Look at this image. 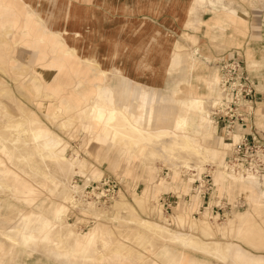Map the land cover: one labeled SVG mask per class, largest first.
Listing matches in <instances>:
<instances>
[{"label": "rangeland", "instance_id": "1", "mask_svg": "<svg viewBox=\"0 0 264 264\" xmlns=\"http://www.w3.org/2000/svg\"><path fill=\"white\" fill-rule=\"evenodd\" d=\"M152 1L0 0V264H264V0ZM146 57L152 69L137 71ZM229 58L254 92L247 155L215 141L217 63ZM124 84L131 107L141 91L156 95L153 131L187 137L199 165L152 162L135 140L107 135ZM19 120L29 124L17 131ZM30 129L60 141L67 162L41 160Z\"/></svg>", "mask_w": 264, "mask_h": 264}, {"label": "bare ground", "instance_id": "2", "mask_svg": "<svg viewBox=\"0 0 264 264\" xmlns=\"http://www.w3.org/2000/svg\"><path fill=\"white\" fill-rule=\"evenodd\" d=\"M219 80H220V75L217 80V88H218ZM116 95H117L116 97L117 100L115 99V104H114V107H116L114 110L115 112L110 114L109 118L106 119L104 123L106 124L107 135H109L113 139L122 138L127 141L129 139L135 140V145L133 146V150H135L136 153L140 154L142 157H145L152 162L155 161L159 162L160 160L169 163L173 166H179V165L181 166L191 161L196 162V164L197 162L200 161L199 159H201V157L197 158V155L194 152V148L190 144L187 137L185 136L178 137L175 133H173V131H163V132L160 130L153 131L154 129L152 127H157L159 125L157 119L159 118L160 121V118H163L162 114L164 113V109L160 105H159L160 107L157 109L156 105H158L159 102L156 95H154L153 93L149 94L146 91H141L140 95H138L137 98L135 97L136 105L133 107L136 108L134 115L133 113H131L134 108L131 107L130 103H128V100L130 99L128 89H126L125 86L123 85L122 88H120V90L116 93ZM219 99H220V89H219V97L215 100L214 105H216ZM192 102L193 103H191L190 105L197 104L198 101L193 100ZM126 107H128V109L130 110L131 117L134 118L133 122L132 120L130 122L129 116L124 113V108ZM154 115L158 116L157 119L154 118ZM102 120H103L102 115L99 114L97 116L98 123H101ZM27 123L29 124L27 120L25 122L23 120H19L12 126L18 131V129L24 128L25 125H28ZM179 126L180 125H178V127ZM30 131L32 133V141H34L35 144V151L33 152H36L37 156L40 157L41 160L55 159L62 162H67V159L64 156L60 155L58 152H55L53 149H51V147H49L47 141V132H45L44 130H40V131L38 130L34 132V130L31 129ZM18 144L20 145V142H18ZM27 156L31 158V154H28ZM27 156L25 157L21 156L16 158L17 160H19V162L20 161L24 162L26 161ZM223 166H225V164H223L222 167ZM0 186L5 187V185L2 183H0ZM117 204L122 205V203H117ZM142 227L145 226H143L142 224ZM193 227H198L195 221L191 223V228ZM207 227H208V223L204 220L202 223H200L198 228L201 231L202 230L204 231L205 228ZM155 232H159L162 235L165 232V229L162 227L156 228ZM172 234H171V240L175 241L176 243L182 242L183 245L187 242L191 244H195V241L190 240L188 236L187 238L183 239L180 237V235L178 236L176 233L175 234L172 233ZM201 247L202 249L204 248L208 252L216 251L215 247L212 244H203V246ZM230 248L223 247L220 251L224 254L226 252H229Z\"/></svg>", "mask_w": 264, "mask_h": 264}, {"label": "built area", "instance_id": "3", "mask_svg": "<svg viewBox=\"0 0 264 264\" xmlns=\"http://www.w3.org/2000/svg\"><path fill=\"white\" fill-rule=\"evenodd\" d=\"M220 80L218 88L220 89V99L213 110V120L216 126L220 127V133L223 140H229L228 151L232 154L252 153L254 144L251 145L247 132H250L252 126L250 115L253 108L252 89L248 84L251 83L249 73L246 72L243 64L235 58L221 59L217 63ZM255 91V90H254ZM239 133L235 139L234 133ZM231 164V163H230ZM225 163V166H230ZM261 177L258 174H248L247 177ZM91 192L95 193L93 187ZM96 199H101L100 195H95Z\"/></svg>", "mask_w": 264, "mask_h": 264}, {"label": "crops", "instance_id": "4", "mask_svg": "<svg viewBox=\"0 0 264 264\" xmlns=\"http://www.w3.org/2000/svg\"><path fill=\"white\" fill-rule=\"evenodd\" d=\"M154 4H153V6L154 5H156V6H159V5H161L162 3H163V1L162 0H153L152 1ZM150 3V2H149ZM152 3H150V5H151ZM139 5L144 9V10H149V11H153L152 9H155L156 10V8H152L149 4L147 5V6H143L142 5V3H141V1H140V3H139ZM152 9H151V8ZM154 12V11H153ZM129 49H131L130 47L128 48V47H126V46H123V47H121V48H119L118 47V50H117V52L115 53V58L116 59H118V58H121V57H123L124 56V54L126 53V51L127 50H129ZM137 50V49H136ZM131 52V51H130ZM165 58H167L166 59V63H170L172 66H176V65H179L180 63H181V61H183V58L182 57H179L178 55H176L175 57H173V58H171V57H165ZM178 60V61H177ZM137 71L139 70V71H149L150 69H152V66H151V64L149 63V59H148V57H146V60L145 61H142V62H140V63H137L136 64V66L134 67ZM122 83V82H121ZM124 86H125V88L126 89H128V91H129V94H131V88L129 87V86H127L126 84H124ZM140 93L141 92H139L138 93V95H140ZM154 94V93H153ZM157 106V105H156ZM96 121H97V116H96ZM222 141V138H215V141H219V143H221V141ZM47 141H48V145H49V147H51V149H53L55 152H56V148L55 147H57V145H59L60 144V141H58L57 140V142H54V141H51V140H49V138H48V134H47ZM53 144V145H52ZM54 147V148H53ZM264 213V212H263ZM263 221H264V219H262ZM60 232H56V233H54V243H55V247L56 248H60V246L62 245V240L61 239H58V237H60ZM90 235V234H89ZM89 235H87L86 237H84V238H81V239H79L78 240V242H77V248H76V251L77 252H82V251H85V252H88L89 251V247L93 244V242H94V240L96 239V238H94V239H90L91 238V236H89ZM63 237L65 238V235H63ZM257 260H260V258L258 259V258H256ZM250 262H253L252 260L250 261ZM255 264H262V263H258V262H254Z\"/></svg>", "mask_w": 264, "mask_h": 264}]
</instances>
